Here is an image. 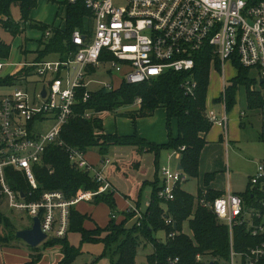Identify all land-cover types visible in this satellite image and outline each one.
<instances>
[{"label":"built area","instance_id":"built-area-1","mask_svg":"<svg viewBox=\"0 0 264 264\" xmlns=\"http://www.w3.org/2000/svg\"><path fill=\"white\" fill-rule=\"evenodd\" d=\"M64 1L70 5L81 1L90 13L84 32L76 29L71 34L76 52L65 60H40L22 65L21 71L29 70L27 75L14 82L16 86L11 92L0 95V206L5 204L10 211L24 212L32 220L37 218L46 236L44 242L66 237L70 211L77 204L113 193L110 182L87 162L85 153L64 146L60 140V132L72 116L76 90L87 88L90 68L108 66L106 73L110 78L117 76L119 84L130 85L168 72L183 74L186 77L181 87L184 94L192 95L196 88L193 70L197 57L207 50L211 57L209 70L219 67L221 71L217 101L222 106L220 117L211 108L207 109L208 120L212 125L226 127L225 66L229 64L237 71V64L256 73L253 89L263 97L260 119L264 136V0ZM64 24L58 28L63 30ZM31 76L36 79L34 82L29 81ZM29 85L34 89L29 90ZM117 87L110 84L103 88L115 90ZM87 98L88 91L83 101ZM140 102L137 99L135 103ZM92 114L86 110L84 117ZM46 123L50 127L42 132L39 127ZM51 144L65 148L72 166L89 173L99 183L97 191L78 192L70 200L60 191L39 193L35 167L44 165V153ZM174 155L180 156L178 151ZM102 164L109 165L110 161L104 160ZM11 173L24 179L28 186L26 194L20 188L11 187V179L15 181ZM161 174L164 180L157 196L165 202L172 201L175 184L187 178L180 171L172 173L165 168ZM263 182L264 165L261 164L249 180V189L261 190ZM200 205L209 209L227 229L228 255L221 264H264V201H258V207H250L241 196L227 190L212 203L201 199ZM125 211L134 215L137 227L142 226L145 212L133 204H128ZM165 223L169 225L172 221ZM237 235L239 242H236ZM174 236V233L168 235ZM245 238H252L253 244L246 243ZM195 261L202 262L203 257L197 255ZM167 262L179 264V259L168 258Z\"/></svg>","mask_w":264,"mask_h":264},{"label":"trees","instance_id":"trees-1","mask_svg":"<svg viewBox=\"0 0 264 264\" xmlns=\"http://www.w3.org/2000/svg\"><path fill=\"white\" fill-rule=\"evenodd\" d=\"M37 1L0 0V30L14 39L22 34L25 24L29 23L30 28L43 34V40L40 41L42 49L38 51L36 60H43L44 57L51 54H56L60 57L59 59L65 60L77 50L71 43L72 32L76 29L84 32L90 13L81 1L74 5L62 2L60 5L66 7V20L64 29L60 30L53 25L47 26L29 20V14L36 8ZM11 7L18 8L19 23H16L10 16ZM46 32H49L48 37L45 36ZM10 48V44L0 38V59L9 57ZM21 51L23 52V50ZM210 59L207 50L198 55L196 67L193 70L196 88L192 95L184 94L181 87L186 75L172 72L136 85L121 82L115 90H107L103 87L95 91H89L88 88L77 89L72 116L63 126L60 140L64 146L83 153L95 149L101 158L107 155L112 146H133L140 152H153L156 158L162 150L178 151L180 172L186 175L187 180L196 178L200 154L206 144L205 136L212 127V123L207 118L206 109ZM236 67L237 75L231 80V85L226 92V111L229 112L235 105L236 90L239 86L245 87L248 108L259 109L263 97L253 89L256 85L255 80L249 79L250 72L247 69L237 64ZM28 72V69H24L16 75L0 78V86H10L21 76H26ZM88 72L91 76L96 72V69L90 68ZM87 91L88 98L83 101ZM137 99L141 100L139 108L136 111L124 113L122 116L135 122L137 119L151 117L155 110L163 108L167 117L168 141L166 144L158 146L148 143L136 134L126 137L103 134V122L97 116L101 113L116 112L123 106L135 104ZM86 110L93 112L89 118L84 117ZM172 118L177 121L176 138H173L169 131V120ZM96 132H99L100 135ZM181 148L184 149L181 150ZM43 164V166L35 167V177L40 186L39 193L60 191L66 199L70 200L78 192L97 191L99 187V183L89 173L76 170L70 163L65 148L56 144H51L46 148ZM49 170H52V173H49ZM11 174L15 178V181L12 179L10 181L11 187L13 189L20 188V191L26 194L28 186L24 179L17 173ZM210 179L211 176L205 177V186ZM162 185H158L157 180L152 184L151 199L145 210V219L141 227L130 223L134 215L126 211L120 214L122 219L117 221L115 217L119 214L115 213L114 194L106 193L94 197L91 201L93 205L103 204L108 208L106 226L100 228L95 225L92 230L86 229L84 223L89 220V216L72 208L67 235L69 233L79 234L81 244L101 243L103 245L101 257L108 252L111 264H138V250L143 249L147 243L151 245L152 251L145 257L144 264H168V258H178L179 264H210L211 261L213 264H221V260L226 259L228 255L227 229L218 223L217 218L209 209L200 205V201L203 199L207 203H212L223 194L199 191L194 197L183 191L180 184H175L174 199L165 202L157 196ZM241 197L247 206L258 207V201H264V192L248 188ZM262 211L264 212V208ZM113 216L115 217L113 218ZM166 220H171L172 224L167 225ZM185 222H188L195 244L182 234V226ZM0 223H3L8 231L0 236V248H6L10 246L11 242L17 240L15 238L16 231L1 213ZM158 232L164 233V242L154 237V234ZM171 233L175 234L173 238L168 237ZM67 235L63 239L53 238L43 242V247L60 246L59 253L62 258L59 264H70L78 254L67 243ZM239 237V235L236 236V242L240 241ZM244 241L253 244L252 238H245ZM38 250L39 247L31 248V251L34 252ZM197 255L203 257L202 262L195 261Z\"/></svg>","mask_w":264,"mask_h":264},{"label":"rangeland","instance_id":"rangeland-1","mask_svg":"<svg viewBox=\"0 0 264 264\" xmlns=\"http://www.w3.org/2000/svg\"><path fill=\"white\" fill-rule=\"evenodd\" d=\"M42 3V0H40ZM40 1L37 2V5L40 4ZM51 7H47L45 5H41L38 7L37 12L45 17L49 15L50 19L54 21L52 24L55 27H61L66 20V7L62 4V2L57 3L51 0H47ZM37 8V6H36ZM10 16L12 19L19 23L20 13L17 7H11ZM37 17L36 13L33 17ZM37 19V18H36ZM30 22V21H28ZM28 23L25 24L27 26ZM59 30V29H58ZM25 30L20 35V39L22 43L26 42V34ZM0 38H2L5 42L9 43L11 46V51H14L15 47L19 44H12V38L0 30ZM23 52L25 49V44H22ZM26 55H28L26 53ZM51 62H54L58 57L55 55H50L47 57ZM31 59V58H27ZM108 66H99L96 69V73L93 78L88 80V90L95 91L101 87L110 85L113 83L114 86L119 85V81H117L115 76L110 79L106 73ZM3 70V69H2ZM0 70V75H2L3 71H6V68L2 71ZM237 75V71L232 69L229 64L225 66V77L229 82L231 79L235 78ZM249 79L255 80L257 79L255 72L249 73ZM226 82V85L229 87L231 82ZM13 88H4L0 87V95L5 94L7 91H11ZM221 92V71L219 67H213L209 70L208 76V87H207V103L206 105L211 106V103L214 98H217ZM246 91L244 86H239L236 90L235 97V106L228 112V116L230 118H238V114L242 113L244 115L241 116V125L239 126L237 123H230L228 127V139H229V147L227 150L222 151L221 155H214L212 152L209 155V158L203 159V162L199 166L198 177L186 179L185 182L180 183L181 188L187 192L188 194L196 197L198 192L201 193L205 189L204 183V173L208 171L207 169L216 168L217 170L215 178L213 180V187L219 189L220 191L226 192L227 184L229 185L231 193L242 194L244 193L247 182L249 178H252L256 175L258 166L260 164H264V139H262L259 135L261 130V124L259 118L254 116L253 111L248 110L246 103ZM120 109V108H119ZM211 109L216 114V116L220 117L222 115V106L220 104H214L211 106ZM101 113L97 117L104 118L105 122L109 123L111 121V125H114V119L117 118V114L115 112L110 113ZM115 114V115H114ZM105 115V116H103ZM246 117H243L245 116ZM109 120V121H108ZM110 123L108 127L111 126ZM50 124L46 123L39 127L42 132H47ZM96 134L100 135L99 132ZM104 134V133H103ZM220 136L219 130L212 126L211 130L208 134L209 139H218ZM167 151L162 152V156L166 157ZM163 157V158H164ZM165 159V158H164ZM163 159V163H165ZM175 160H172V163ZM163 168L168 169L170 172L174 173L175 169L172 166H164ZM163 168H160L163 169ZM214 173V172H212ZM185 175V174H183ZM186 176V175H185ZM163 176L159 174L160 184H163ZM264 183L260 184L262 188ZM92 192V191H89ZM150 190H145L141 194L140 198V208L142 212H145V205L150 201L151 195H149ZM91 201L81 202L75 208L79 213L83 212L89 215L92 214L91 219L94 221L100 228L106 226L108 221V213L109 210L99 204L92 208L90 205ZM90 202V203H89ZM115 205L117 206L115 213H119V209L121 208V202L115 201ZM0 211L7 218V220L12 224V228L15 231H21L26 228H29L32 225V219L28 217L24 212H14L10 211L5 204L0 206ZM118 211V212H117ZM82 214V213H81ZM84 215V214H83ZM90 216V215H89ZM90 220V217H89ZM130 222V220H129ZM134 218L130 223H134ZM129 223V224H130ZM219 223V222H218ZM221 224V223H219ZM222 225V224H221ZM94 229V228H93ZM6 227L3 223H0V236L5 234ZM182 234L189 238V240L195 244L194 236L189 228L188 222L183 223L182 226ZM154 237L161 241H165V235L163 232H158L154 234ZM67 243L70 247L75 249L78 254L75 259L70 264H111L110 255L107 252L103 257V245L101 243L97 244H81L80 236L77 233H69L67 235ZM43 243L39 245L38 251H31V248L27 246L24 242L20 240H16L11 242L9 247L5 249H0V264H59L62 256L60 255V246L54 245L49 247H43ZM152 247L150 244H146L143 249L138 250L137 255V263L144 264L145 257L151 253ZM34 256V257H32ZM34 258V259H33Z\"/></svg>","mask_w":264,"mask_h":264},{"label":"crops","instance_id":"crops-1","mask_svg":"<svg viewBox=\"0 0 264 264\" xmlns=\"http://www.w3.org/2000/svg\"><path fill=\"white\" fill-rule=\"evenodd\" d=\"M39 1L40 0H38L37 2ZM51 1L57 2V3L62 2V0H51ZM41 5H45L47 7L52 6V4H50L47 0H42V3L40 1V4L37 5V8L33 9L30 12L29 20L33 22H38V23H41L47 26H51L54 23V21L50 19L49 15L42 17L37 12V10L39 9L38 7H40ZM33 13L34 15L36 13L37 17L35 16L33 17ZM24 30L26 32L25 33L26 42L22 43L20 36L15 37L14 39H12L13 40L12 44H19V45L15 47L14 51H11V48H10V54L7 59H3V60L0 59V62L3 64L2 69L4 70V68H6V71L2 70L3 73L2 75H0L1 79L8 77V76L16 75L17 73L21 71L22 65L24 64H30V63H34L37 61L36 59L38 56V51L42 49V47H40V41L43 40L42 38L43 34L42 32L36 29L30 28L29 23L27 24V26L24 27ZM22 44H25L24 52L21 51L23 50ZM26 53L28 55H26ZM51 55H55L58 57L54 61H57L60 58L56 54H51ZM48 56L44 57L43 60L51 62V60L47 58ZM27 58H31V59H27ZM95 73L91 74V76H88L86 80L87 84H88V80L93 78ZM112 78L114 77L112 76L110 79ZM116 79L117 81H119L117 77ZM35 80L36 79L33 76L29 78L30 82H34ZM111 84L113 85V83ZM15 86L16 85L14 83L10 86L2 85L0 87L14 89ZM87 88H88V85H87ZM28 89L29 90L34 89V86L29 85ZM11 91H7V92H11ZM217 98L213 99L211 106H213L214 104H219V102L217 101ZM206 103H207V100H206ZM211 106L208 107V105H206V109H210ZM138 108H139V105L135 103V104L123 106L120 109H117L115 112L117 114L116 115L117 118L114 119V125H111V121L109 122L111 125L110 127H108L109 123L105 122L104 118L102 117L103 133L105 135H117L119 137L132 136L133 134H136L139 138L145 140L148 143H152L158 146L162 144H166L168 141V129L166 125L167 117H166L165 110L163 108H158L157 110H155L154 114L151 117L137 119L135 122L122 116V114L124 113L136 111ZM248 110L253 111L255 113L253 115L259 118V121L261 124L260 108L253 109V110L248 108ZM226 114H227L228 121H227L225 128L218 126V125H212V126H215L219 130L220 132L219 138L209 139L208 134L210 131L205 136L206 144L204 145L201 151V154H200L198 171H199L200 164L203 162V159L205 160L209 158V155L212 152L214 153L211 155L214 156V155H217V153L218 155H221L222 151L227 150V148L229 147V142H230L228 139V127L230 123H237L239 126L241 125V127H243V125L241 124V119H240L241 113L238 114V118H235V117L230 118V116H228V112H226ZM243 117H246V115ZM169 131L173 138L177 137V121L173 118L169 120ZM259 135L262 139H264V136L261 135V130H260ZM137 150L138 149L133 146H124V147L112 146L109 148L107 155L104 158H101V156L98 154L97 150L95 149L89 150L85 153V158L87 162L90 165L96 167L98 170H100L102 172V175L110 182L113 188L114 201L121 202V208L119 209V213L124 212L128 204H133L141 210L140 208L141 194L147 189V190H150L149 195H151L152 184H154L156 180L158 182V185H160V181H159V174L161 171L160 168H163L164 166H172L175 169V171H181V166L179 164L180 156L174 155V151L171 152L169 150H162L160 151L158 157L156 158L153 152H149V151L140 152ZM163 151L168 152L166 157L162 156ZM163 159L165 163L162 162ZM104 160H109L110 164L109 165L102 164ZM172 160H175V162L172 163ZM207 170L208 171L204 173L203 178L205 179L206 176H211V179L209 180L208 184L205 186V189L203 190V192L205 191L219 192L224 195L227 192V190H229V192L231 193L228 184H227L226 192H223V191H220L219 189L214 188L213 183L211 182H213L215 178V175H216L215 171L217 169L212 168V169H207ZM248 188H249V181L247 182V186H246L244 193L246 192ZM261 191L264 192V186L261 188ZM244 193L242 194L234 193V194L241 196ZM148 203L145 205L146 208H147ZM90 205H92L91 206L92 208H94V206H97V205H93L92 203ZM81 213L84 215L85 214L87 215V212L86 213L81 212ZM89 215L87 216L90 217V220L84 223V227L88 230H92L97 224L94 221H92L91 219L92 214L90 213ZM121 219H122L121 215L116 216L117 221H120ZM0 249H5V248H0Z\"/></svg>","mask_w":264,"mask_h":264},{"label":"water","instance_id":"water-1","mask_svg":"<svg viewBox=\"0 0 264 264\" xmlns=\"http://www.w3.org/2000/svg\"><path fill=\"white\" fill-rule=\"evenodd\" d=\"M260 83L262 84L263 81L261 80ZM42 95L44 96V91L42 92ZM15 238L24 242L30 248H37L44 242L46 236L41 230L39 220L34 218L32 220V225L29 228L16 231Z\"/></svg>","mask_w":264,"mask_h":264}]
</instances>
